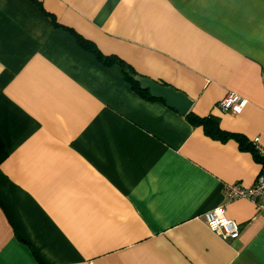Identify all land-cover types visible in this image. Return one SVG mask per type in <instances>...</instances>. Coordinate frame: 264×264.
Masks as SVG:
<instances>
[{
	"label": "crops",
	"instance_id": "obj_1",
	"mask_svg": "<svg viewBox=\"0 0 264 264\" xmlns=\"http://www.w3.org/2000/svg\"><path fill=\"white\" fill-rule=\"evenodd\" d=\"M75 34L185 92L226 137ZM229 92L240 111L218 106ZM256 137L264 0H0V264H264V212L225 194L254 183ZM218 205L237 239L208 228Z\"/></svg>",
	"mask_w": 264,
	"mask_h": 264
},
{
	"label": "built area",
	"instance_id": "obj_2",
	"mask_svg": "<svg viewBox=\"0 0 264 264\" xmlns=\"http://www.w3.org/2000/svg\"><path fill=\"white\" fill-rule=\"evenodd\" d=\"M247 103V99L229 92L218 102L222 110L233 112L240 111ZM252 146L256 153L262 158L263 165L256 175L254 183L249 187L239 184H230L226 187V198H247L251 200L260 212H264V147L258 142V137L252 140ZM208 228L217 233L223 239H237L240 234L238 223L225 214V206L218 205L204 214Z\"/></svg>",
	"mask_w": 264,
	"mask_h": 264
},
{
	"label": "trees",
	"instance_id": "obj_3",
	"mask_svg": "<svg viewBox=\"0 0 264 264\" xmlns=\"http://www.w3.org/2000/svg\"><path fill=\"white\" fill-rule=\"evenodd\" d=\"M77 35V34H75ZM77 41L80 43V45L82 47H84L85 49H88L92 52H94L99 59H101L105 64H111L113 62H116L121 66L125 79L131 84L132 88L138 92L140 95H142L143 97H147L150 99H154L153 97H151L148 93V91L146 90H142L139 87V84L133 79L132 75L133 74H137L135 73L129 66H127V64H125V62H123L121 59H119L118 57L115 56H105L103 54H101V52H99L97 50V48H95V46L93 45V43L91 41L86 40L85 38L77 35L76 36ZM165 84V83H164ZM162 100V99H161ZM186 117L188 118V120L193 123V124H200L203 129L205 130V132L207 134H209L212 137H219V138H224L226 137L223 132L215 125L212 123L211 119L208 118H200L199 116H197L196 114H194L193 112H189L186 114ZM211 120V121H210ZM239 145L242 147V142L240 141ZM5 155V152H3V156Z\"/></svg>",
	"mask_w": 264,
	"mask_h": 264
},
{
	"label": "water",
	"instance_id": "obj_4",
	"mask_svg": "<svg viewBox=\"0 0 264 264\" xmlns=\"http://www.w3.org/2000/svg\"><path fill=\"white\" fill-rule=\"evenodd\" d=\"M133 79L142 90L148 91L153 98L164 100L165 104L175 109L180 114H187L193 101L182 90L172 85L164 84L140 74H133Z\"/></svg>",
	"mask_w": 264,
	"mask_h": 264
}]
</instances>
